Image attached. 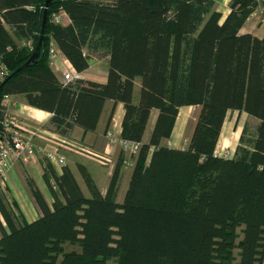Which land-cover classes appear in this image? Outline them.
Instances as JSON below:
<instances>
[{
	"label": "trees",
	"instance_id": "trees-1",
	"mask_svg": "<svg viewBox=\"0 0 264 264\" xmlns=\"http://www.w3.org/2000/svg\"><path fill=\"white\" fill-rule=\"evenodd\" d=\"M45 1L0 0V56L10 72L0 103L24 96L69 137L76 127L95 132L105 103L122 102V138L141 150L122 204L120 165L106 195L78 165L86 196L68 166L58 174L44 162L53 205L27 179L41 212L32 223L0 195V264H264V39L240 33L259 0H231L223 22L218 0H54L38 63L10 77L38 44ZM60 13L71 25L54 21ZM51 42L79 74L108 58L107 84L60 81ZM184 107L199 108L187 148L163 146ZM230 112L258 123L245 124L235 156L225 158L216 149Z\"/></svg>",
	"mask_w": 264,
	"mask_h": 264
},
{
	"label": "crops",
	"instance_id": "crops-1",
	"mask_svg": "<svg viewBox=\"0 0 264 264\" xmlns=\"http://www.w3.org/2000/svg\"><path fill=\"white\" fill-rule=\"evenodd\" d=\"M220 2H224L223 6L220 5ZM230 2L231 0L217 1V5L215 8L216 11L221 13L222 15L221 22H223L226 19V17L230 12V8H229ZM259 2L260 5L247 19L244 26L240 30V33L250 34L259 39H264V0H259ZM220 6L223 8H220ZM62 25L63 26L71 25V20L69 19L68 16H66L63 19ZM6 28L8 31H10L11 34H13L12 30L7 25ZM14 39L18 46H23L28 42L25 39L19 40L15 37ZM51 44L55 46L53 42L50 43V46ZM89 64H90L89 69L83 73H80V79L88 82L97 83L100 85L107 84L108 73H109V59L108 58L91 59L89 61ZM50 66L60 81H63V73L66 71H74L77 73L74 67L70 64V62L65 58V56L59 50L54 60V63L52 65L50 64ZM140 86H141V81L137 80L135 86V92H134L135 104L139 102ZM10 99L12 100V104L10 106L9 111L15 118H17L21 123L29 127L36 126L41 128L40 134L35 139L36 147L40 149H44L46 151L54 152L64 157L66 159V166H68L72 170L76 180L80 184L86 196H89V193L85 184H83L84 182L79 181L80 174L78 171V165L84 166L89 171L90 175L92 176L93 180L95 181L96 185L98 186L99 190L103 195H106L108 191L115 168L118 165H120L121 179H120L119 191L117 194V203L122 204L124 202L130 186V182L132 179L134 166L137 162V158L135 159L131 158L129 153L123 151L120 145L112 144L107 139V134L109 132H112L114 137L117 139L122 138V124L125 116V107L122 102L115 104L114 101H107L105 103L103 113L100 117L99 124L95 132L85 134L83 129L76 127L74 128V130L72 131L69 137H64L55 133L51 129L50 121L53 117L51 113L29 106L26 103L24 96L21 95L10 96ZM114 106L115 109L112 115V110ZM191 108L197 111L199 110L198 107H191ZM186 109H188V107L181 108L180 110L181 114L179 113L174 132L170 139L163 140V146H167L169 148L179 149V150L187 148L193 129L185 137H181L179 132L176 134V129L178 124L180 125V123L183 122V120L185 119L184 113L186 112ZM182 111L185 112L182 114ZM158 113L159 112L157 110H153L151 114L143 138L144 143H148L151 139L152 132L154 130L158 118ZM235 113H239V112H235ZM239 114L246 115L247 119L249 120H255L254 118L249 117L246 113H239ZM255 121L256 123H258L257 120ZM245 124L242 127L238 128L234 134H232L233 141L234 139H236L237 135H238V140L240 141V137ZM224 125L226 126V124ZM225 126H223L216 153H218L219 151L218 149H219L220 141L222 139V134L223 136L225 135L223 133ZM63 141L70 142L78 146H84L85 148L92 151L94 154H98L106 157L109 163L107 165H101L97 160L91 157L87 159L88 157L84 156V154L80 153L79 151L66 147L62 143ZM237 147L234 148V150H232L234 151L233 153L228 152L226 153L227 155L225 156L220 155V156L233 158L235 156ZM130 162L132 165L129 164ZM44 166L45 163L42 158V155L36 152L33 154V159L29 165L22 166L16 164L11 171V175H10L11 181L9 182V187L11 191H13L16 194L17 190L21 189L22 194L25 195V197L23 195L22 198V194H21V198L23 199V201H21L22 199L21 200L18 199L17 196L15 195V197L17 198L16 201L18 203H17V208L14 209H18V211L22 214L23 219L28 223L37 221L41 217V212L37 207L34 198L31 195L30 189L27 185V179H32L35 182L37 188L42 193L48 206L50 207V209H52L53 197L43 177ZM54 167L58 174L62 173L63 166L55 165ZM20 169L25 171L27 175L24 179L22 178L23 183H21V186L18 183L19 176H21V174H19ZM82 184L84 185V188ZM1 221L4 227L7 229L6 224L3 222V219H1ZM1 236L2 233L0 232V238Z\"/></svg>",
	"mask_w": 264,
	"mask_h": 264
},
{
	"label": "built area",
	"instance_id": "built-area-1",
	"mask_svg": "<svg viewBox=\"0 0 264 264\" xmlns=\"http://www.w3.org/2000/svg\"><path fill=\"white\" fill-rule=\"evenodd\" d=\"M66 14L60 13L54 16L56 23H62ZM30 46V44H29ZM58 51L54 45L51 44L49 48V56L54 59ZM9 75V70L0 56V84H2ZM80 79V75L74 72L66 71L63 73V82L65 84L73 83ZM12 101L9 96L2 99L0 103V185H3L8 180L9 172L13 161L26 164L30 159L31 154L35 151L34 139L39 134L38 130L34 127L25 126L21 124L9 111ZM107 139L112 144L120 145L123 150L135 158L139 155L141 144L123 138H115L112 132L107 134ZM63 144L68 142L63 141ZM82 151H86L89 155L93 156L101 165H107L108 159L104 156L94 154L92 151L76 147ZM43 155L52 163L57 165H64L65 161L62 157L55 155L52 152L43 151ZM130 165L131 162L129 163Z\"/></svg>",
	"mask_w": 264,
	"mask_h": 264
},
{
	"label": "rangeland",
	"instance_id": "rangeland-1",
	"mask_svg": "<svg viewBox=\"0 0 264 264\" xmlns=\"http://www.w3.org/2000/svg\"><path fill=\"white\" fill-rule=\"evenodd\" d=\"M222 1V0H221ZM223 4H224V2H220V5H222L223 6ZM220 8H223V7H221L220 6ZM23 46H25V48H27L28 50H31V51H33L34 50V48H35V46H36V44L34 45H32V46H30V48L31 49H29V47H26V46H29L28 45V43H26V44H24ZM57 49V48H56ZM57 51H58V49H57ZM58 54V53H57ZM57 56V55H56ZM56 58V57H55ZM55 58L54 59H51L50 58V56H49V62H50V64L52 65L53 63H54V60H55ZM9 70V69H8ZM69 72H74V71H69ZM74 73H76V72H74ZM76 74H79V73H76ZM9 75H10V72H9ZM8 75V76H9ZM80 75V74H79ZM10 97V96H9ZM2 101V100H1ZM12 101V100H11ZM198 113H199V110L197 111V110H195V109H192L191 107H188V109H186V112L184 113V120H183V122H181L180 123V125L178 124V126H177V129H176V134L179 132V134H180V136L181 137H185V136H187L189 133H190V131L193 129V126H194V124H195V122H196V119H197V116H198ZM180 114H181V112H180ZM187 117H186V116ZM17 119V118H16ZM18 120V119H17ZM19 121V120H18ZM20 122V121H19ZM247 122H249V124H250V126L251 127H254L255 126V124H256V121L255 120H249V119H247V116L246 115H242V114H239V113H235V112H230L229 114H228V116H227V118H226V121H225V124H226V126H225V129L223 130V133L225 134L224 136H223V134H222V139H223V137H224V139H223V141H222V139H221V141H220V145H219V151H218V153H216L218 156H220V155H227L226 153H228V152H231V153H233L234 151H232V150H234V148H236L237 146H238V144H239V140H238V135H237V137H236V139H234V141H233V137H232V134H234L236 131H237V129L238 128H240V127H242L245 123H247ZM21 123V122H20ZM21 124H23V123H21ZM25 125V124H24ZM25 126H27V125H25ZM34 128H36V129H39L38 130V132H39V134H40V132H41V128L40 127H34ZM38 134V135H39ZM37 135V136H38ZM236 135V134H235ZM36 136V137H37ZM36 137H35V139H36ZM221 137V136H220ZM35 139H34V146H35V151H34V153H39L40 155H42V158H43V160H44V162H46V161H48V162H50L44 155H43V152H41L40 150H43V151H46V150H44V149H40V148H38V147H36V145H35ZM238 140V141H237ZM234 142V145H233V142ZM66 147H68V148H70V149H73V150H76V151H80V150H78V149H76V148H72L71 147V145H73V146H76V147H80V148H83V149H87V148H85L84 146H78V145H76V144H72V143H70V142H68L67 144H64ZM224 147V148H223ZM122 148V147H121ZM87 150H89V149H87ZM122 150H123V148H122ZM217 150V149H216ZM124 151V150H123ZM47 152H51V151H47ZM33 153V154H34ZM52 153H54V152H52ZM82 154H84V156H86V157H88L87 159H89V157H91V158H93V159H95L93 156H91V155H89V153H87L86 151H82L81 152ZM33 154H31V156H30V159L28 160V162L26 163V164H22V163H20V162H17V161H13L12 162V165H11V170H10V172H9V176H8V180L7 181H5V183L3 184V185H0V195L1 196H4L7 200H8V202H9V204L13 207V209L14 208H17V201H16V199L18 198V199H22L23 198V195L24 194H22V190L21 189H19V190H17V193L15 194L13 191H11V189H10V187H9V182L11 181L10 180V178H11V171H12V169H13V167L17 164V165H22V166H27V165H29L30 163H31V161H32V159H33ZM55 155H58V154H56V153H54ZM59 157H62V156H60V155H58ZM138 157V156H137ZM137 157H135V158H137ZM221 157V156H220ZM63 159H64V161H65V164L64 165H57V164H52L51 162V164L53 165V166H66V159L64 158V157H62ZM135 158H133V159H135ZM225 158H228V157H225ZM96 160V159H95ZM22 168V167H21ZM23 169V168H22ZM78 173V172H77ZM19 174H21V176H19V185L21 186V183H23L22 182V178L24 179L27 175H26V172L25 171H23V170H21L20 169V173ZM79 181L80 182H83L82 181V178H81V176L79 175ZM84 184V183H83ZM82 184V185H83ZM83 188H84V185H83ZM86 190V189H85ZM21 194H22V198H21ZM15 195L17 196V198L15 197ZM24 197H25V195H24ZM21 201H23V199L21 200ZM20 201V202H21ZM14 210H16V211H18V209H14ZM18 213H20L19 211H18ZM69 249H72L71 247H68ZM236 253H238V251H236ZM109 264H116L115 262H114V260H111V261H109Z\"/></svg>",
	"mask_w": 264,
	"mask_h": 264
},
{
	"label": "water",
	"instance_id": "water-1",
	"mask_svg": "<svg viewBox=\"0 0 264 264\" xmlns=\"http://www.w3.org/2000/svg\"><path fill=\"white\" fill-rule=\"evenodd\" d=\"M54 2V0H46L45 1V15H44V21H43V25H42V30H41V34H40V38L38 41V44L34 50V52L32 53L31 57L25 62V64L19 68L17 71H15L10 77L16 75L17 73H19L20 71L35 65L38 63L41 54H42V48H43V43H44V39H45V26H46V18H47V13H48V9L51 7L52 3ZM2 86H0V93L2 90ZM1 139V136H0Z\"/></svg>",
	"mask_w": 264,
	"mask_h": 264
},
{
	"label": "bare ground",
	"instance_id": "bare-ground-1",
	"mask_svg": "<svg viewBox=\"0 0 264 264\" xmlns=\"http://www.w3.org/2000/svg\"><path fill=\"white\" fill-rule=\"evenodd\" d=\"M185 111H182V114L184 113ZM233 142V141H232ZM233 145H234V142H233Z\"/></svg>",
	"mask_w": 264,
	"mask_h": 264
}]
</instances>
